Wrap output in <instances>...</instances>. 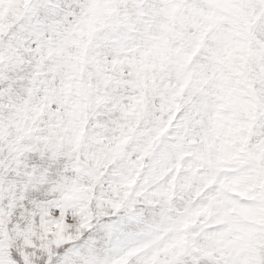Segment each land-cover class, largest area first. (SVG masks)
Returning <instances> with one entry per match:
<instances>
[{"label": "snow or ice", "instance_id": "6c2138e0", "mask_svg": "<svg viewBox=\"0 0 264 264\" xmlns=\"http://www.w3.org/2000/svg\"><path fill=\"white\" fill-rule=\"evenodd\" d=\"M0 264H264V0H0Z\"/></svg>", "mask_w": 264, "mask_h": 264}]
</instances>
